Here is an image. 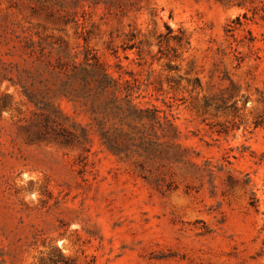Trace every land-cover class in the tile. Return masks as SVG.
Masks as SVG:
<instances>
[{"label": "rangeland", "instance_id": "obj_1", "mask_svg": "<svg viewBox=\"0 0 264 264\" xmlns=\"http://www.w3.org/2000/svg\"><path fill=\"white\" fill-rule=\"evenodd\" d=\"M84 52L172 118L174 189L100 144L83 93L58 95L81 81L54 67ZM29 100L89 150L33 139ZM0 264H264V0H0Z\"/></svg>", "mask_w": 264, "mask_h": 264}, {"label": "trees", "instance_id": "obj_2", "mask_svg": "<svg viewBox=\"0 0 264 264\" xmlns=\"http://www.w3.org/2000/svg\"><path fill=\"white\" fill-rule=\"evenodd\" d=\"M72 63L71 67L60 64L54 68L77 76L80 87L63 88L58 95L76 98L83 93L94 115L92 120L100 144L119 159L129 161L137 175L159 191L174 189L167 174L174 166L187 162V148L179 142V131L170 115L155 106L139 107L128 87L129 80L113 77L94 53L84 52L79 65ZM37 108L39 129L33 139L89 150L91 138L86 128H77L52 101L47 100ZM108 117L113 120L111 124Z\"/></svg>", "mask_w": 264, "mask_h": 264}]
</instances>
